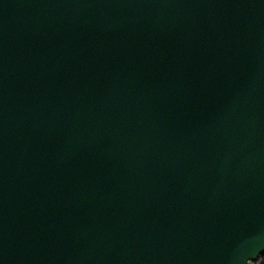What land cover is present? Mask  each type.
<instances>
[{"label": "water", "instance_id": "1", "mask_svg": "<svg viewBox=\"0 0 264 264\" xmlns=\"http://www.w3.org/2000/svg\"><path fill=\"white\" fill-rule=\"evenodd\" d=\"M264 0H0V264H254Z\"/></svg>", "mask_w": 264, "mask_h": 264}, {"label": "trees", "instance_id": "2", "mask_svg": "<svg viewBox=\"0 0 264 264\" xmlns=\"http://www.w3.org/2000/svg\"><path fill=\"white\" fill-rule=\"evenodd\" d=\"M254 264H264V253L260 254L254 261Z\"/></svg>", "mask_w": 264, "mask_h": 264}]
</instances>
